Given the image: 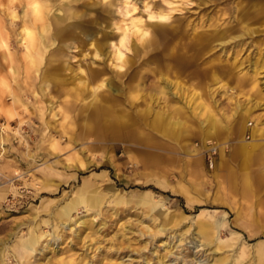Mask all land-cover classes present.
Instances as JSON below:
<instances>
[{
    "label": "rangeland",
    "instance_id": "374dc122",
    "mask_svg": "<svg viewBox=\"0 0 264 264\" xmlns=\"http://www.w3.org/2000/svg\"><path fill=\"white\" fill-rule=\"evenodd\" d=\"M258 1L0 0V203L21 202L0 210V264H264V40L245 19ZM65 2L76 19L39 56L36 31ZM209 112L213 168L187 154L203 136L188 127ZM240 146L245 164L220 171ZM148 194L163 215L139 202ZM80 218L91 226L83 241ZM163 223L160 237L143 235Z\"/></svg>",
    "mask_w": 264,
    "mask_h": 264
},
{
    "label": "bare ground",
    "instance_id": "6f19581e",
    "mask_svg": "<svg viewBox=\"0 0 264 264\" xmlns=\"http://www.w3.org/2000/svg\"><path fill=\"white\" fill-rule=\"evenodd\" d=\"M33 4H36L35 2L34 3H32V5ZM106 5V4H105ZM64 8H66V9H64ZM34 13H36V15H40L41 13H43L42 11H38L37 12V10L35 9V8H33L32 7V9H31ZM53 10V9H52ZM67 10H68V12H67ZM27 12V11H26ZM27 14H29V13H27ZM27 14L25 13L24 14V18H27ZM30 16V15H29ZM31 17V16H30ZM18 18H19V16H18ZM38 18V17H37ZM37 18H35V19H37ZM76 19V14L74 13V12H72V10H71V8H70V6H69V4L67 3V2H65L64 3V6L63 7H58V8H56L54 11H53V13H52V17H51V20H49V22H48V26H47V30L45 29V31L46 32H43V31H40V28H38L37 30L38 31H36V33H37V37H38V40H39V43H40V47L38 46V51H37V53H38V55L40 56V55H43V54H46V53H50L51 52V50H54L55 49V47L57 46V41H56V39H54V36L56 37V38H63L64 37V35H66V32H67V26L68 25H70L74 20ZM25 22H26V24L28 25V20L27 19H25ZM34 23H36L35 21H33ZM32 25V24H31ZM34 25V24H33ZM138 26V25H137ZM34 27H36V24L34 25ZM38 27V26H37ZM73 28V27H72ZM27 32L29 33V30L27 29ZM141 34L143 35V37H145V35H144V32L142 31L141 32ZM27 36V35H26ZM63 36V37H62ZM26 38V37H25ZM28 38V37H27ZM128 39V38H127ZM148 40V39H147ZM145 40V43H147V44H150L151 43V41L153 42L154 40L156 41V39H152V40ZM121 41H126V35H124V36H122V38L120 39V41L118 42V44H120V42ZM142 42H143V40H142ZM127 44H128V42H127ZM146 44V45H147ZM37 46V45H36ZM60 46V45H59ZM116 47V46H115ZM114 47V48H115ZM121 47V46H120ZM124 47H125V43H124ZM57 48V47H56ZM58 52V51H57ZM120 52H121V50H120ZM59 53H60V51H59ZM122 53V52H121ZM97 55V54H96ZM116 55H118V54H116ZM124 55V54H123ZM97 57V56H96ZM55 58V57H54ZM33 59H35V58H33ZM116 59H118V58H116ZM34 61V60H33ZM36 61V60H35ZM32 62V63H35L34 65H36V62ZM50 61H52V60H50ZM49 61V62H50ZM55 61V60H54ZM53 63V62H52ZM118 63V62H117ZM37 64H38V61H37ZM123 64H125V62L123 63ZM123 64H122V66L121 67H119V70H121V69H123ZM33 65V64H32ZM33 65V66H34ZM38 67V66H37ZM123 71V70H122ZM37 73V75H39L40 76V80L42 81V77H41V74H39L40 73V71H37L36 72ZM119 73V72H118ZM53 108V107H52ZM51 108V109H52ZM100 123V122H99ZM3 125V124H2ZM124 125L123 124H120V123H118V122H116L114 125H112L111 127H110V129H111V132H110V134H115L114 136H117V133H119V129L121 128V127H123ZM213 126H215V124L213 125ZM213 126H212V128H213ZM4 128V127H3ZM11 128V127H10ZM9 128V129H10ZM212 128L210 129V131L212 130ZM109 129V130H110ZM124 129H126V128H124ZM213 129H215V127L213 128ZM11 130V129H10ZM118 130V131H117ZM117 131V132H116ZM215 131V130H214ZM100 132V131H99ZM116 132V133H115ZM214 133V132H213ZM218 138V137H217ZM209 141H211V142H214L215 144H216V147H217V151L219 152V147H221V146H219L218 145V143L217 142H215V141H212V140H207L204 144H203V146L207 143V142H209ZM205 147V146H204ZM227 152V151H226ZM251 156V153L245 148V147H240V149H238V150H234L233 152H232V154L230 155V159H228V160H225V161H223L221 164H220V168H219V170H223L224 168H226V166L228 165V163L229 162H232L233 161V159H236V158H240L241 159V161L242 162H244V164H245V162L248 160V158ZM244 166V165H243ZM213 167H214V165H213ZM212 167V168H213ZM219 174L220 173H217V178H219ZM229 175V174H228ZM232 176V175H231ZM238 184H236V186H237ZM235 187V186H234ZM242 187V186H241ZM240 187V188H241ZM246 187H248V181H246ZM245 189V188H244ZM82 190V189H81ZM249 190V189H248ZM88 192V191H87ZM245 193V192H244ZM91 194V193H90ZM99 199V198H98ZM139 202L140 203H142L144 206H149V208H150V210L151 211H153V212H158V214H159V216H161V215H163V204L159 201H154L152 198H151V196H149V194L148 195H142L141 197H140V199H139ZM90 203V202H89ZM95 206H96V204H95ZM98 207V206H97ZM96 210V209H95ZM165 213V212H164ZM157 219L159 220V218L157 217ZM150 221H147V219H141V220H139V223H141V224H145V223H149V222H151L153 219H149ZM154 221H156V220H154ZM153 221V222H154ZM57 224V223H56ZM76 224H79V225H81L82 226V228L83 229H81L79 232H76V233H74V236L76 237V238H78V240H80V241H83V240H85V238H82V236H84L83 234H87V232L91 229V226L88 224V222L87 221H85V220H82L81 218L80 219H78V221L76 222ZM159 224V223H158ZM164 224V223H163ZM60 225V224H59ZM59 225H58V228H59ZM161 225V224H160ZM206 225V224H205ZM61 226L63 227V229H70L71 231L73 230V228L71 229V225L69 224V223H64V222H62L61 223ZM60 226V227H61ZM164 226H165V224L163 225V227L162 228H159V225H158V227H157V230H152L151 229V227L150 226H146V233L144 232L143 233V235L144 236H147L148 234H150V236H151V238H153L154 239V237H157V236H159L160 234H163V233H165V231H166V229L164 228ZM208 226V225H207ZM161 227V226H160ZM212 228V227H211ZM131 229L130 228H126V231L127 232H129ZM32 232H34V231H32ZM101 232V231H100ZM100 232H98V233H100ZM212 232H213V230H212ZM55 233V232H54ZM213 235V234H212ZM210 236V235H209ZM41 234L40 235H32V237L31 238H29V240H28V242H27V249H29V250H31L32 251V253L33 252H37L39 249H37L38 248V246H39V244L41 243L40 241H42L41 240ZM48 237V236H47ZM160 237V236H159ZM43 238V237H42ZM150 239V238H149ZM211 239V238H210ZM212 239H213V236H212ZM48 240H50V239H48ZM207 240V239H206ZM79 241V242H80ZM98 241V240H97ZM209 242V241H208ZM77 243V242H76ZM212 243V242H211ZM50 244V243H49ZM151 244V243H150ZM24 245V244H23ZM49 245L47 244V246H46V248L48 247ZM206 246L208 247V245L206 244ZM42 247V246H41ZM45 248V249H46ZM41 251H43V249H40ZM47 250V249H46ZM40 253V252H39ZM99 254V253H98ZM41 255V254H40ZM43 255V254H42ZM97 257V256H96ZM103 260H105V258L103 259ZM98 263V262H97ZM50 264V263H49ZM72 264H74V263H72ZM87 264H90V263H87ZM98 264H103V261L102 262H99ZM156 264H165V262H162V260H161V262H158V263H156Z\"/></svg>",
    "mask_w": 264,
    "mask_h": 264
},
{
    "label": "crops",
    "instance_id": "0c3cea01",
    "mask_svg": "<svg viewBox=\"0 0 264 264\" xmlns=\"http://www.w3.org/2000/svg\"><path fill=\"white\" fill-rule=\"evenodd\" d=\"M258 2L259 3H262V2H260V0ZM259 3L256 4L255 6H251L252 9H250V11L248 12L247 17H245V19L247 20V23L252 28V30H254L256 26L258 27V31H256V29H255V31H252V30L251 31L253 33H257L260 36V37H258L259 40H264V3H262V4H259ZM261 33H262V35H261ZM261 62H263V64H264V56H263V60ZM234 65H235L234 62L232 61V65L230 67L233 68ZM242 74L243 75L241 76V80L243 82V80H245V77L246 76H244V73H242ZM238 76H237V78L239 79ZM185 112L186 113L189 112V113H192L193 114L194 113V110H193L192 107H187L184 111L181 110V114L182 113H185ZM210 115H211L210 112L207 113V115L204 117L205 119L202 120V121L200 120L199 124L196 127L195 126H189L188 127V130L189 129H191V131H193V130H199V131L202 132V135H203L202 136V144H204L206 142V140H208V139L211 140V138H217V137H219L218 136L219 134L217 132V130L219 128L218 127V123H217V121H215V122L209 121L210 120ZM173 124H174V122H168L167 123V126H169V125L171 126ZM214 124H215V126H213ZM212 126H213V128L215 127V129H213ZM211 128H212V130L210 131ZM181 129H184V124H183L182 121H181ZM178 138H179V141H178V143H179L181 141V135ZM224 139L225 140L222 143L228 142V139L229 138L228 137H225ZM191 144L192 143H190L189 145H191ZM240 147H243V146H240ZM240 147L234 148L233 151L240 149ZM199 152L201 153V149L200 148L196 149V145L194 144L193 149L189 150L187 152V154H190V157H196V155H197L196 153H199ZM234 160L235 159H233V161ZM196 162H198V161H196ZM156 184L159 185V187L161 186V183L160 184L156 183ZM88 187H89V185L85 183L82 186V188H81L82 189V192L84 194H86V196H87L86 197V202H88L89 205L91 204V205L95 206V204L97 205V204L100 203V200L96 196H93V197L91 196L90 191L88 190L89 189ZM161 187H163V186H161ZM167 187L170 188V184H168ZM168 188H166V189H168ZM87 191H89V192H87Z\"/></svg>",
    "mask_w": 264,
    "mask_h": 264
},
{
    "label": "built area",
    "instance_id": "2783aa9c",
    "mask_svg": "<svg viewBox=\"0 0 264 264\" xmlns=\"http://www.w3.org/2000/svg\"><path fill=\"white\" fill-rule=\"evenodd\" d=\"M196 147L201 149V155L204 157L206 164L209 167H213L214 159L218 154L216 144L214 142H207L204 146L203 144L199 145V143L195 144ZM8 184V180H5L2 176H0V189L5 187ZM23 192V191H21ZM19 197L17 195H8L3 202L0 203V210L3 212H13L16 210L18 206H20Z\"/></svg>",
    "mask_w": 264,
    "mask_h": 264
},
{
    "label": "clouds",
    "instance_id": "9594fccd",
    "mask_svg": "<svg viewBox=\"0 0 264 264\" xmlns=\"http://www.w3.org/2000/svg\"><path fill=\"white\" fill-rule=\"evenodd\" d=\"M32 7L35 8L37 10V12H38L40 5L39 4H33ZM146 11H147V9H146ZM149 20H160L162 22H169L170 21V16L169 15H161V16L157 17V16L153 15V16H149ZM145 35H148V33H145ZM124 43H125L124 41H121L120 42V46L123 47ZM113 47H115V45H113ZM116 51L118 53V57L117 58L120 59V60H123L124 59V55H123V53L120 52V48H117ZM97 59H100V57L97 56Z\"/></svg>",
    "mask_w": 264,
    "mask_h": 264
}]
</instances>
